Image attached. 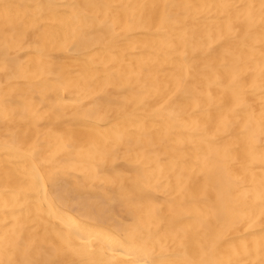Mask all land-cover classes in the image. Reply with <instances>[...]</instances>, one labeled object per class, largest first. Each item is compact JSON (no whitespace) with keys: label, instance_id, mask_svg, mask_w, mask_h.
<instances>
[{"label":"bare ground","instance_id":"bare-ground-1","mask_svg":"<svg viewBox=\"0 0 264 264\" xmlns=\"http://www.w3.org/2000/svg\"><path fill=\"white\" fill-rule=\"evenodd\" d=\"M0 264H264V0H0Z\"/></svg>","mask_w":264,"mask_h":264}]
</instances>
